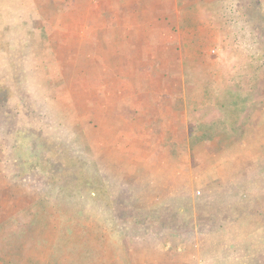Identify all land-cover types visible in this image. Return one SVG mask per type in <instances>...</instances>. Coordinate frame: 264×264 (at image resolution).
Returning a JSON list of instances; mask_svg holds the SVG:
<instances>
[{
    "label": "rangeland",
    "instance_id": "rangeland-1",
    "mask_svg": "<svg viewBox=\"0 0 264 264\" xmlns=\"http://www.w3.org/2000/svg\"><path fill=\"white\" fill-rule=\"evenodd\" d=\"M261 231L264 0H0V264H256Z\"/></svg>",
    "mask_w": 264,
    "mask_h": 264
},
{
    "label": "trees",
    "instance_id": "trees-1",
    "mask_svg": "<svg viewBox=\"0 0 264 264\" xmlns=\"http://www.w3.org/2000/svg\"><path fill=\"white\" fill-rule=\"evenodd\" d=\"M235 98H234V96H232L231 98H229V101H228V103H227V105L228 106H237V105H239L238 103V100H234ZM229 109V108H228ZM230 112L231 113H233L234 115H232V119H234V117L236 116V115H238L239 113L238 112H236L235 110H233V108L230 110ZM221 123V121H216V122H211V124L210 125H207V126H202L201 127V125L199 126L201 129H200V134H198L196 137H193L192 138V141H194L195 143L196 142H200V141H205V140H210V139H214L216 136L215 135H221L222 133H224L225 132V130L223 131V132H220L221 134H217V132H215V129L218 127V125ZM221 125H225L224 123H222ZM220 126V125H219ZM250 126V124H249V119L248 120H246V122H245V124L244 125H242L241 126V132H242V134L240 135V137H243V135H244V133H245V131H247L246 129L248 128ZM203 127H204V129H203ZM84 134L82 135V138H84ZM32 207L31 208H33V203H32V205H31ZM124 209H127V208H125V207H123ZM123 208H121V210H117L118 211V216L120 217V218H122V212H123ZM24 209V208H23ZM218 222H220L219 220H217L213 225H214V227L216 228V227H218L219 226V223ZM218 223V224H217ZM256 264H264V260H258L257 262H256Z\"/></svg>",
    "mask_w": 264,
    "mask_h": 264
},
{
    "label": "crops",
    "instance_id": "crops-1",
    "mask_svg": "<svg viewBox=\"0 0 264 264\" xmlns=\"http://www.w3.org/2000/svg\"><path fill=\"white\" fill-rule=\"evenodd\" d=\"M126 1L133 2L134 0H126ZM139 1H141V0H139ZM121 2H122V1H120V3H121ZM138 3H140V2H138ZM116 7H121V6H116ZM261 235H264V231H261V232L257 235V238H258L259 236H261ZM257 238H256V239H257ZM246 245H247V246L249 245V246L252 247V245H251L250 243H247ZM217 257H218V256H212L209 252H208V254H206V253H204V252H203V254L201 253V258L204 259L203 264H211L212 259H215V258H217Z\"/></svg>",
    "mask_w": 264,
    "mask_h": 264
}]
</instances>
